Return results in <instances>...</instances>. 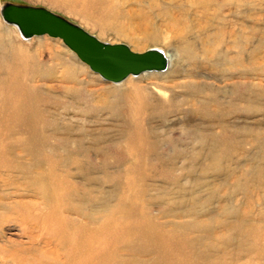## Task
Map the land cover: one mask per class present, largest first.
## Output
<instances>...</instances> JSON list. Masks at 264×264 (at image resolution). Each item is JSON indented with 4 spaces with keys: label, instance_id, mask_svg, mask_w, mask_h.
Wrapping results in <instances>:
<instances>
[{
    "label": "rangeland",
    "instance_id": "obj_1",
    "mask_svg": "<svg viewBox=\"0 0 264 264\" xmlns=\"http://www.w3.org/2000/svg\"><path fill=\"white\" fill-rule=\"evenodd\" d=\"M186 1L100 0L99 9L107 10L110 16L115 15L113 20L116 23L131 29L142 22L138 17L144 14L152 24L150 27L158 30H149V33H158V40L135 45L129 39H119L111 33L101 34L96 25V15L81 14L77 4L74 5L72 1L0 0V10L4 4L42 7L75 23L103 42L125 44L134 52L161 48L174 55L172 65L166 71L143 73L136 77L130 75L116 85L91 72L60 39L41 36L24 40L17 29L7 25L0 16V81H26L36 86L49 100L44 99L43 108L49 111L48 119L54 120L60 134L66 131L65 125H69L67 132L70 138H83L85 145L91 146L90 140L96 137L100 141L99 146L109 148L115 154H120V145L127 140L123 138L125 133L121 121L112 118V108L105 109L103 106L101 99L104 91L123 89L128 81L143 87L149 94L145 107L148 116L143 126L150 133V145L156 147L162 164H158L156 153L149 154L151 159H157V164L152 166L153 172L161 176L145 181L152 185L148 195L160 197L163 205L185 199L184 206L173 208V214L182 215L174 221L184 222L190 219L189 216L198 217L190 210V201L195 203L196 211L207 216H216L219 208H224L223 218L230 229L228 232L220 231L221 226L215 232L224 237L221 251L226 255L211 256L213 264H264V149L257 138V132L264 128V113L254 109L255 103L252 102H256L255 99L245 102L246 108L241 109L235 107L236 101L230 97L231 83L237 79L254 84H264V80L259 76L227 79L213 61L196 68L179 58L178 42L156 13L166 7L174 15L187 18V21H182L191 27L190 38L198 44L196 49L199 50L206 36V33L197 32L198 23L203 19H200L199 11L195 12L185 5ZM180 8L185 15L180 14ZM257 14L260 13L254 10L245 13L249 15L245 22V35H248L247 26L251 25V19L256 18ZM136 36L142 38L140 34ZM246 48L251 49L249 45ZM198 61L201 63L204 60ZM255 65L257 70L261 68L258 63ZM193 87L197 94H191ZM0 89V101L3 95L13 98L9 89ZM76 93L78 101L75 100ZM111 100L113 97L109 96L108 101ZM2 119L3 116L0 122ZM223 128L230 133L239 128L241 132L233 143L223 147H213L210 139H204L211 135L210 132L219 134ZM202 138L204 142H201ZM124 165L127 163L121 162L108 170L112 172ZM73 169L71 166L66 171ZM2 171L0 169V264H35L37 261L49 264L56 256L55 250L64 251L58 248L57 239L51 236L50 228L43 224L49 218H33L36 208L46 210L38 195V186L36 193L27 192L19 173ZM95 173L97 176L103 175L101 170ZM167 174L174 175L179 182L176 185L165 182L163 176ZM87 178L85 175H75L71 181L78 185L80 182L88 183ZM2 182L13 185L3 187ZM107 189L104 186L103 191ZM103 198L106 197L102 194ZM73 201L77 203L76 199ZM158 202L152 205L154 214L162 205V202ZM246 215V228L254 224L256 230L253 235L240 236L244 231L239 229V218ZM192 234L197 236L199 231Z\"/></svg>",
    "mask_w": 264,
    "mask_h": 264
},
{
    "label": "bare ground",
    "instance_id": "obj_2",
    "mask_svg": "<svg viewBox=\"0 0 264 264\" xmlns=\"http://www.w3.org/2000/svg\"><path fill=\"white\" fill-rule=\"evenodd\" d=\"M63 1L77 4L81 14L96 15L101 34L111 33L116 38L129 39L135 45L159 38L158 30L150 27L152 24L144 14L138 17L142 22L129 29L116 23L115 15L100 10V0ZM185 5L199 11V17L203 19L198 23L197 32L206 33V36L199 50L196 49L198 44L190 38L191 27L182 21L184 16L174 15L166 7L156 13L178 42L180 59L196 68L213 61L227 79L259 76L264 80V0H187ZM250 10L260 14L251 19L248 35H245V22L249 18L245 13ZM180 14L185 15L181 8ZM150 29L156 31L149 33ZM248 45L250 50L246 48ZM161 51L168 59V67L171 66L174 55ZM198 59L204 61L199 63ZM255 63L261 65L259 70ZM258 83L240 79L231 83L230 97L236 101L235 107L246 108L244 103L255 99L256 102H252L254 109L264 113V84ZM127 84L123 89H106L101 99L105 109L112 108V118L121 121L123 138L127 140L120 145V154H115L111 149L99 146L96 137L90 140L91 146H86L83 138H70L69 125H65L66 131L60 134L54 120L48 119L49 111L43 108L45 98L36 86L26 81H0V88L6 87L13 95L12 99L3 95L0 101V118L3 116L0 122V169L3 173H19L27 192L36 193L38 186V195L46 210L36 208L33 218H49L43 224L50 228L58 248L64 251L55 250L56 256L49 264H213L211 256L226 255L221 251L224 237L215 232L221 226L220 231L230 229L223 218L225 210L219 208L216 216H207L196 211L195 203L190 201V210L198 217L174 221L182 215L173 214L172 210L184 206L185 199L163 205L160 197L148 195L152 185L145 181L161 176L152 170L157 159L158 164L161 163V157L156 153V147L150 145V133L143 126L148 116L145 107L149 94L135 82L128 81ZM191 94H197L195 88ZM109 96L113 100L108 101ZM75 100L78 101V93ZM263 131L264 128L257 132L262 149ZM240 132L239 128L231 133L223 128L219 134L210 132V136L203 138L210 139L213 147H223L233 143ZM203 138L201 142H204ZM190 139L191 142L192 136ZM151 152L156 153L157 159L148 157ZM121 162L127 165L112 172L108 170ZM71 166L74 171L67 172L66 168ZM99 170L102 176L95 175ZM75 175L87 176L88 183L73 184L71 179ZM163 178L172 185L179 182L171 174ZM12 185L2 182L3 187ZM104 186L108 188L106 191H103ZM102 194L106 198L101 199ZM155 202H162L157 214L153 213ZM18 206L23 208V205ZM247 218L248 215L239 218V229L244 231L240 236L253 235L256 230L254 224L246 228ZM193 231H199V235H193ZM60 258L64 260L60 261ZM35 264L43 263L37 261Z\"/></svg>",
    "mask_w": 264,
    "mask_h": 264
},
{
    "label": "water",
    "instance_id": "obj_3",
    "mask_svg": "<svg viewBox=\"0 0 264 264\" xmlns=\"http://www.w3.org/2000/svg\"><path fill=\"white\" fill-rule=\"evenodd\" d=\"M0 14L24 39L43 35L60 39L91 72L107 82L117 84L130 75L163 72L168 67L166 55L157 48L134 52L125 44L100 41L80 26L42 7L4 4Z\"/></svg>",
    "mask_w": 264,
    "mask_h": 264
}]
</instances>
